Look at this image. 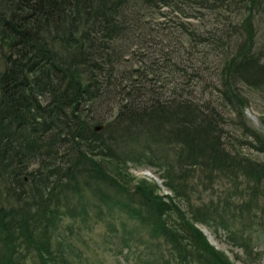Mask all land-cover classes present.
Wrapping results in <instances>:
<instances>
[{
	"label": "trees",
	"instance_id": "trees-1",
	"mask_svg": "<svg viewBox=\"0 0 264 264\" xmlns=\"http://www.w3.org/2000/svg\"><path fill=\"white\" fill-rule=\"evenodd\" d=\"M255 89L264 0H0V264H81L60 226L90 206L148 224L149 264H239L199 223L260 258Z\"/></svg>",
	"mask_w": 264,
	"mask_h": 264
},
{
	"label": "rangeland",
	"instance_id": "rangeland-1",
	"mask_svg": "<svg viewBox=\"0 0 264 264\" xmlns=\"http://www.w3.org/2000/svg\"><path fill=\"white\" fill-rule=\"evenodd\" d=\"M244 92H246V89ZM247 97L251 100L250 107L245 108L247 115L250 117V122L255 129L264 132V97L259 90L256 92H250L249 90ZM227 114L230 116L229 108ZM246 148L254 155H259L249 149V146ZM260 157H264V154H261ZM141 161L143 162L132 160L130 162V171L134 173L136 179L138 177L155 179L161 186L160 192L162 194L171 193V190L163 183L159 167L146 160ZM131 189L132 192H135L134 187H131ZM112 191L114 192L115 189ZM131 196L134 197L135 203H138L141 197L139 194H131ZM116 207L112 211L113 215L109 213L107 208L102 215L97 213L95 207L90 206V211L87 212L89 215L81 216L75 221L73 218L63 217V219L65 218L64 224L62 223V226H60L63 230V238L73 246L75 243L83 250L81 264H149V262L155 260L152 251L156 250L157 246L155 244L151 246L149 243V225L144 226L139 222L140 217L130 216L128 212H124L123 206L121 208L120 206ZM121 209L123 210L122 213L120 212ZM69 223L74 226V232H70L66 229L67 226H63ZM199 225L207 234L211 243L224 250L235 262L239 264H264V254L260 258L247 256L241 246L234 245L230 241V237L225 230L210 224L199 223ZM257 242H260V240ZM163 252H165L166 257L169 256L165 244L164 250L157 251V255ZM27 263L34 264L33 258H29Z\"/></svg>",
	"mask_w": 264,
	"mask_h": 264
}]
</instances>
